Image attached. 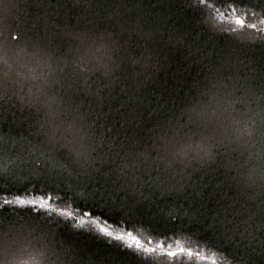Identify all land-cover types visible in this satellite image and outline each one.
Wrapping results in <instances>:
<instances>
[{"label":"trees","instance_id":"1","mask_svg":"<svg viewBox=\"0 0 264 264\" xmlns=\"http://www.w3.org/2000/svg\"><path fill=\"white\" fill-rule=\"evenodd\" d=\"M187 3L188 0L17 1L18 7L11 20L16 28L28 34L40 32L46 24L63 26L111 16L113 23L124 32L128 45L123 75L109 87L121 103L128 102L130 97L131 108L124 109L116 103L107 118L99 116L97 119L98 153L104 163H98L100 171L89 178L70 175L63 167L66 161L44 147L41 137L36 134L34 117L27 110L21 111L13 103L0 102V137L6 142L10 156L0 157V165L7 163L18 175L29 170L32 174L29 179L9 182L0 189V196L11 199L13 195H19L32 199L51 195L55 207L63 209L67 203L68 210L91 209L106 217L114 228L118 222L130 227L123 225V221L131 215L132 221L139 220L143 225H137L134 232L142 242L151 240L152 246L164 242L190 248L194 255L185 254L181 264H212L213 261L216 264H264V227L250 228L247 232L241 229L243 235L214 230L213 218L231 219L244 207L243 197L223 169L192 172L186 179L182 176L173 178L157 164L137 170L129 162L128 153L140 150L137 145L143 143V133L135 126L136 110L151 119L168 115L185 122L187 117L180 115L181 105L196 103L194 88L203 77L205 66L218 55L226 56L242 73L247 71L245 65L252 59L264 75V55L252 49L248 40L241 43L243 47H225L228 42L222 38L229 35L230 29L238 27L226 4L209 0L220 9L219 14L213 12L209 17L194 13ZM252 22H255L254 18ZM158 31L161 36L156 45L154 36ZM250 34V29L241 33L244 36ZM158 51L167 63L165 71L156 73L154 81L147 84L136 78L134 91L133 78L141 71V63L156 56ZM80 71H86L83 65ZM125 181H128L127 186H123ZM84 188H87L89 200L77 195ZM121 207L125 209H119ZM161 209L177 216L185 211L193 215L199 213L197 217L203 215L209 219L184 232L178 226L173 236L161 219ZM4 212L9 216L16 213L11 208ZM161 224L165 227H160ZM154 228L157 233L167 232L168 238L153 234ZM61 232L63 238L79 250L82 264H134L131 254L121 252L95 233L78 232L68 221ZM212 238L218 244L221 241L227 244V250L217 254L209 243ZM197 252L198 256L195 255Z\"/></svg>","mask_w":264,"mask_h":264},{"label":"clouds","instance_id":"2","mask_svg":"<svg viewBox=\"0 0 264 264\" xmlns=\"http://www.w3.org/2000/svg\"><path fill=\"white\" fill-rule=\"evenodd\" d=\"M17 7L15 0H0V102L27 110L41 143L66 161L69 174L91 178L100 171L97 164L104 163L98 153L97 119L107 118L116 103L131 108L130 97L121 103L109 87L123 75L128 40L111 16L46 24L28 34L11 23ZM13 35L19 39H9ZM160 36L155 33L156 45ZM222 39L228 42L225 47L244 46L234 37ZM249 39L258 40L259 34ZM149 60L133 78L134 91L136 78L147 84L167 67L159 51ZM245 67L242 73L224 55L205 66L194 88L196 103L181 105L180 115L187 117L183 123L168 115L151 119L136 110L143 143L128 153L134 169L157 164L173 178L223 169L244 207L231 219L213 218L214 230L233 235L264 227V75L252 59ZM0 157L10 158L6 142L0 143ZM8 171L20 179L32 175L30 170L21 175ZM196 219L203 224L209 218ZM64 223L42 213L0 212V264H82L79 250L62 236Z\"/></svg>","mask_w":264,"mask_h":264},{"label":"snow or ice","instance_id":"3","mask_svg":"<svg viewBox=\"0 0 264 264\" xmlns=\"http://www.w3.org/2000/svg\"><path fill=\"white\" fill-rule=\"evenodd\" d=\"M221 3L226 4L227 11L233 13L234 22L238 26L229 30L227 37H233L235 40L241 43L245 40L249 41V46L252 49L260 51L264 55V0H220ZM243 5V7H239ZM187 7L194 13L200 15H206L211 17L213 12L219 14L220 9L216 8L214 4L209 3V0H188ZM258 9L259 11H255ZM223 15H227L224 13ZM254 18L255 22H252ZM250 29L251 34L248 36L241 35L243 30ZM219 31H224L219 29ZM259 34V39H249ZM11 40H18V36L9 37ZM3 142V137H0V143ZM47 175V174H45ZM19 181L20 178L14 177L7 168L0 166V189L5 188L11 181ZM87 188H84L83 192H77V195L81 196L82 199H88ZM95 194H93L94 196ZM89 200V199H88ZM105 203H109L101 199ZM111 204V203H110ZM113 205V204H112ZM68 204L65 203L63 209L55 207L53 205V198L51 195H44L39 198L27 199L19 195H13L11 199L7 196H0V212L11 208L15 211H28L37 214H44L49 217H56L64 221L70 222V226L78 232H89L95 233L96 235L103 237L107 242L117 246V248L126 254H131L134 264H181L182 257L187 254L191 257L194 255L190 248L182 247L179 245L166 244L164 242H157L155 246H152L153 241L146 240L144 242L134 235L137 231V225L143 226L139 220L132 221L131 215L128 220L123 221V225H130V227H124L121 222L116 223V227H112L109 220L102 214H97L91 209L79 210L72 209L68 210ZM119 209H125L121 207ZM161 219L164 224L168 225L172 235L176 234L177 227L179 230L184 232L190 230L193 225H200L196 215L185 211L183 215L177 216L172 213H165L163 209L160 210ZM161 224L160 227H165ZM119 228V231H117ZM153 234L163 235L165 239L168 238V233H157L155 228ZM231 240V237H228ZM211 247L216 250L217 254L227 250V244L221 241L219 244L214 241V238L209 240ZM199 255V253H195ZM212 264H216L213 261Z\"/></svg>","mask_w":264,"mask_h":264},{"label":"rangeland","instance_id":"4","mask_svg":"<svg viewBox=\"0 0 264 264\" xmlns=\"http://www.w3.org/2000/svg\"><path fill=\"white\" fill-rule=\"evenodd\" d=\"M17 1L18 0H15V2L17 3ZM11 23L13 24L14 22L11 20ZM14 25V24H13ZM15 26V25H14ZM0 166H3V167H5V168H7V169H9V165L6 163V164H2V165H0Z\"/></svg>","mask_w":264,"mask_h":264},{"label":"bare ground","instance_id":"5","mask_svg":"<svg viewBox=\"0 0 264 264\" xmlns=\"http://www.w3.org/2000/svg\"><path fill=\"white\" fill-rule=\"evenodd\" d=\"M86 70V69H85Z\"/></svg>","mask_w":264,"mask_h":264}]
</instances>
